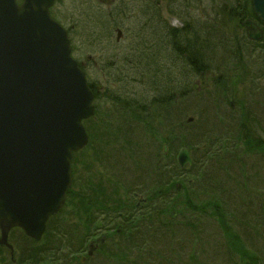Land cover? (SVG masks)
I'll return each mask as SVG.
<instances>
[{"label": "trees", "instance_id": "1", "mask_svg": "<svg viewBox=\"0 0 264 264\" xmlns=\"http://www.w3.org/2000/svg\"><path fill=\"white\" fill-rule=\"evenodd\" d=\"M127 1L125 0L124 3L126 4L123 5L126 8H122L121 12L118 13V15L122 14L120 21L118 20L114 24L112 30L125 27L123 21L134 18V28L142 42L140 45L137 44L136 48H132L122 62L113 61L112 58L108 60L117 63L116 68L121 73L119 78L126 83L123 88L128 89L127 85L137 84L138 89L135 87L134 90L117 91L114 89L115 86L107 85L105 93L100 96L97 94L96 100L97 108L100 105H109L110 108L106 110L107 112L114 111L118 114V111H121L125 119L123 124L127 130L131 119L126 118V115L140 121L146 127L149 126L154 134L150 139H159L167 144L171 143L173 138L171 134L176 135L178 125L174 121L170 122V126L168 124L167 129H164V121L158 125L157 122L163 120L160 108L166 109L168 106L171 108L172 105L185 103L192 91L191 84L195 77H198L200 71H206L209 67H217L219 64L233 66L231 70L235 74L231 75L229 82L225 81L224 83L229 86L235 82L237 77L242 79L243 74L251 72L252 75H246V78H252L249 80L250 88L262 89L261 85L264 82V37L261 42H248L239 30L243 20L250 17L254 18L252 0H225L226 5L222 6L223 1L220 0L216 1L215 4L213 2L211 4L210 0H180L179 5L177 4L178 0H162V6L165 5L166 1H169L170 4L173 2L171 7L174 10H169L172 15L177 14L181 18L186 17L188 19L185 28L174 29L162 22L163 14L156 2L148 12L145 10L141 12L140 18V8H146L148 3L141 2V4L132 5L128 9ZM135 1L139 2V0ZM207 2L212 6L204 11L203 5ZM211 14L216 22L220 21L216 24L219 28H216L217 30L212 29L207 23L206 18ZM129 15L130 17H128ZM204 16H207L205 20ZM139 19L144 24H138ZM224 21L226 25L231 23V27L225 28ZM142 26L144 27L142 28ZM94 36L92 39L96 40L97 36ZM93 43L94 41L91 44ZM107 65L108 63L105 64V67ZM109 68H114V64L111 63ZM90 84L95 90L97 85L93 82ZM237 84H240L239 81ZM140 88L143 90L140 91ZM255 95L259 97L261 94ZM99 111L105 112L100 107ZM146 112H152L153 115L143 116ZM171 113L170 111V115ZM135 114L137 117H134ZM216 117H220L221 120L228 122L231 126L235 122L237 123L233 127H237L235 148L242 150L244 156L264 152V127L255 114L245 111L240 116L226 113L216 114ZM213 129L222 130L220 132L221 137L217 140L218 146L226 143L231 130L227 123H224L221 128ZM209 140H212L210 132L204 134L203 141L196 142L201 146V152L211 154L212 160L215 159L216 155L220 156L227 151L224 146L220 149L212 147L208 150L206 147ZM181 142L183 143L182 146L188 147L183 140ZM110 144L115 147L118 141ZM177 144L175 141L174 146ZM106 148H110V146L108 145ZM87 165H90L88 161L85 163L87 168L84 170L86 172L85 178L80 184L83 195H80L76 190L78 189L76 188L77 184L81 181L79 174L82 172H78L76 169L79 167L78 157L73 163V167L76 169L75 182L78 181V177L79 181L77 184L74 183V189L70 192L68 200L69 202L72 200V209L77 199L83 202L79 210L85 214L78 219L82 224H87L86 227L80 226V233L75 238L76 245L71 248L70 254L75 255L86 248L91 237L95 235L94 228L97 222L113 223L115 220L121 219L119 225L117 224L118 226H114L113 229H111L112 227L106 228L108 224H101L100 226L103 227L102 230L106 231V234L108 233L107 238L110 245L109 252L105 251V247L99 250L105 252L104 261H109L110 258L120 260V258L127 257L126 261L129 264H143L140 260H149L157 250L154 249V246L147 247L149 244L151 245L152 241L162 236L182 235L184 232H191L200 237L201 242H198L196 236L192 235L193 240L189 242V245L194 253L190 255L192 261L189 264H218L216 260L222 264H264V193L258 189V192L253 193L247 186H243L239 194L236 195L235 201L222 195L205 199L203 202L199 198L200 195L191 190L187 194L175 190L176 195L166 200L162 194L167 189L159 192L157 187L149 186V190L154 193L151 194V198L156 200L161 198L162 203L158 206L150 204L146 208V214L134 217L133 220V215H127L128 212H125L126 207L136 205L128 197L129 189L118 182L113 183L110 177L106 178L113 187V194L106 201L105 193L97 187L95 181V178L99 176L97 174L99 171L93 172L89 169L91 166L88 167ZM97 167L99 170V166ZM182 173L186 174L185 172ZM182 184L183 187H187L186 182L182 181ZM171 186L175 189V184L171 183ZM208 195L209 193L204 196ZM188 212H192L193 217H196L194 220L190 219V222L185 218V214ZM100 214H105L102 219ZM179 218H183V220H179ZM178 221H180L179 224L183 222L190 231L176 229L175 223ZM205 224L211 225V231L219 233L220 237L216 244L211 241L210 231L202 229ZM63 230H65L63 227L54 225L50 226L48 232L63 233ZM260 235L263 240L256 238ZM43 241L40 243L26 238L24 242L26 247H22V250L19 251V253H23L19 259L24 260L23 263L27 260L31 264H42ZM123 241L128 245V248H125L128 252L127 255L113 251L114 248H119ZM222 241L226 243H222ZM202 247L204 248L199 251L198 249ZM134 249L136 252L132 251ZM159 258H161L160 254ZM8 259L10 261L9 256ZM74 260L77 261L75 257ZM71 261L73 260L66 258L67 263Z\"/></svg>", "mask_w": 264, "mask_h": 264}, {"label": "rangeland", "instance_id": "2", "mask_svg": "<svg viewBox=\"0 0 264 264\" xmlns=\"http://www.w3.org/2000/svg\"><path fill=\"white\" fill-rule=\"evenodd\" d=\"M124 1L125 0H115L114 3L106 5V3H103L101 0H56L52 8L53 17H56L63 27L68 30L74 59L80 62L82 68L85 69L89 82H93L101 88V91L98 93L99 96L105 93L107 85L115 86L114 89L117 91L134 90L137 86V84H131L126 86L128 89L123 88L126 83L122 82L119 78L121 73L116 68L117 63L108 60L112 58L113 61L122 62L125 59L122 56L127 57L129 51L132 50V48H136L137 44L140 45L142 42L138 34H136L134 18H128L126 21H123L125 26V29L122 31L124 38L121 43H117L116 41L120 35L119 32H117L118 28L112 30V27L115 26L114 24L122 15H118V13L121 12L122 8H126V6H123L126 4ZM132 1L133 0L127 1V5L129 6L128 9L132 5L141 4V2H157V0ZM206 4H204L203 7L206 6ZM160 8L162 13H167L164 6ZM128 17H130V15ZM168 21L177 24L176 26H182L183 23H185L183 18L181 19L178 17H174L173 20ZM138 24L142 25L144 23L139 19ZM143 27L144 26H142V28ZM92 35H96L97 39H92ZM135 35H137L136 38ZM93 41L94 43L91 44ZM107 63L108 65L105 67ZM111 63L114 64L115 69L109 68ZM212 68L214 71H217L223 68V66L219 64L217 67H210L211 70ZM236 81L237 79H235V83ZM136 88L138 89V87ZM142 90L143 88H140V91ZM216 90H218L217 87ZM235 90H237L239 101L234 105L233 114L240 116L241 114L235 112V110H238L240 105H245L250 113L254 112L264 127V94L256 97L254 89L250 88V86L248 91L244 88L241 90L240 86H237ZM202 93L203 95H199V97L189 96L188 100L181 105V107L184 108L183 112L181 111L180 105V112L175 108L171 115L172 119L168 107L166 109H164V107L160 108L163 120L157 122L158 125L164 121V129H167L168 124L170 126L172 120H176L174 122L178 125L176 135L174 136V133L171 134L173 137L171 140L172 146H174L175 141L180 143L183 140L192 151L193 163L189 164L191 168L188 174L183 177L184 179L186 178L185 182L187 183V187L182 186L178 191L187 194L191 190L195 194H199V198L203 202L205 199L222 195L235 201L236 195L239 194L243 186H247L253 193L258 192L257 189L264 193V181H261L262 179L264 180V152L244 156L242 150L235 148L237 127H233L236 126L237 123L235 122V124L231 126L228 122L221 120L220 117H216L217 110L214 105L215 100L210 99L206 92L203 91ZM97 96L95 101L97 100ZM206 99H210V101ZM221 101L219 100V102ZM99 107L105 112L99 111V114ZM99 107L96 109V115L92 119L84 122L87 132L91 137L88 149L77 155L79 160V167H77V170L78 172H82L79 174L81 181H79L77 175L79 183L77 184L78 181L75 182V184H77L76 188H78L76 190L80 195H83L80 184L85 178L86 172L84 170L87 169L85 163L88 161L90 165L87 166H91V168H89L91 171H99L97 173L99 176L95 178V181L97 182V187L105 193L106 201L113 194V187L106 179L108 177H110L113 183L118 182L126 186L129 190L140 189L139 196L142 198L144 197L143 201L140 200L138 202L136 200V206L126 207L125 210V212H128L127 215H133L132 218L134 220V217L136 218L137 216L140 217V215L146 214V208L150 204L158 206L162 203L161 198L158 200L151 198V194L154 193L144 188L145 185L148 186L154 183V180H158V184L154 187H157V191L159 192L163 189H167V191L162 194L166 200L176 195V193H174L176 189L171 186V183L181 185L177 182L182 177V174L178 175L180 166L179 162H177V158L183 146L177 144L172 148V151L170 150L172 153L170 151V153L164 152L163 144H160V141H157V139H150L147 141L154 136L149 126L146 127L142 125L140 121L126 115V118L132 120L129 121L127 130L126 126L123 124L125 119L121 111H118V114H116L114 111H106L110 108L109 105H100ZM230 109L231 108H229L228 105L226 106L223 102L219 108V113L221 114V111L228 113L232 111ZM149 114L151 116L153 115L152 112H146L143 116L146 117L149 116ZM189 116H192L195 120L189 122ZM134 117H137V115L135 114ZM236 118L239 119V117ZM224 123H227V126L231 129L229 131L230 136L226 139V143L218 146L219 142L217 140L220 139V132L222 130L218 131L213 128H221ZM208 132L212 134V140L207 142L208 146L206 148L208 150L212 147L220 149L222 146L227 150L220 156L216 155L213 160L211 159V154L201 152V146L196 142L203 141L204 134ZM115 141H118V144L115 147L111 146L110 143ZM108 145L110 148H106ZM156 153L163 156L165 160L164 163H160ZM159 164H161L160 170L164 175L158 174L156 170ZM97 166H99V170ZM208 193V196H204ZM82 203V201L77 199L72 209L71 200L64 207L63 212L59 214L61 216L52 221V225H59L65 229L63 233L57 232L54 237L51 238L53 243L63 238L62 243L65 245V252L71 251V248L74 246L73 241L75 239V233L79 235L80 226L86 227L87 223L82 224L78 219L85 214L79 210L82 207ZM104 215L105 214H100L101 218H103ZM185 216L188 222H190V219L194 220L196 218L195 216L193 217L192 212L186 213ZM119 220L121 222V219H118L109 225L115 226L119 223ZM179 220H183V218H179ZM179 222L180 221L175 223L176 229H187L190 231L185 227L183 222H181V224H179ZM101 224L104 225L107 224V222L102 221L98 223L100 226ZM210 227L211 225L205 224L202 229H208L210 231L209 235L211 236V241L216 244L217 239L220 237L219 233L211 231ZM98 231L101 232L102 230L99 228ZM10 235V241L15 245V250L17 251L16 256L18 258H16V261L19 260V264H22L24 260L21 261L19 257H21L23 253H19V251L22 250L25 244L21 238V233L18 230H13ZM192 235L194 237L196 236L198 242H201V238L191 232H184L182 235L159 237L152 241L151 245L149 244L147 246L148 248L154 246V249H157L156 252L152 254L149 260L140 261H142L143 264H189L192 261L190 255L194 253L189 245V242L193 240ZM101 236L103 235H100V237ZM256 238L258 240H263L261 235ZM222 243L226 242L222 241ZM101 244L102 243H100V245ZM120 248L122 249L120 250ZM125 248H128V245L123 241L120 247L114 248L113 251L121 255H127L128 252ZM203 248L204 247L198 250L201 251ZM132 251L136 252L135 249ZM85 252H87V250ZM159 254L161 258H159ZM81 256L85 255L83 254ZM126 259L128 258H120V260H113L110 258L109 261H104L103 256L98 254L91 257L89 260L91 262H88V264H129ZM216 262L222 264V262L218 260H216ZM75 263H79V260Z\"/></svg>", "mask_w": 264, "mask_h": 264}, {"label": "water", "instance_id": "3", "mask_svg": "<svg viewBox=\"0 0 264 264\" xmlns=\"http://www.w3.org/2000/svg\"><path fill=\"white\" fill-rule=\"evenodd\" d=\"M107 1V0H105ZM55 0H0V244L12 228L40 240L72 186L73 153L94 115L86 72L72 58L68 32L50 16ZM264 21V0H253ZM250 40L263 35L244 23ZM182 165L191 163L183 149ZM11 246V245H10ZM9 246V247H10ZM12 249V246L10 247Z\"/></svg>", "mask_w": 264, "mask_h": 264}, {"label": "flooded vegetation", "instance_id": "4", "mask_svg": "<svg viewBox=\"0 0 264 264\" xmlns=\"http://www.w3.org/2000/svg\"><path fill=\"white\" fill-rule=\"evenodd\" d=\"M212 2L214 4L216 3V1L210 0L211 4H212ZM222 5H226L225 0L221 3V6ZM210 6H212V5L206 4V6L203 7L204 11L206 9H210L211 8ZM206 17L204 16V20ZM212 17L213 16H209L206 18V20L208 21L207 23L209 24V26L212 27V29H216L217 28L216 24H217V22H220V21L216 22L214 20V18H212ZM224 27L225 28L231 27V23L226 25L225 21H224ZM261 28L264 30V24L261 26ZM217 29H219V28H217ZM239 30L241 31V33L246 38V30H244V28H243V22L240 24ZM231 67H233V66H227L226 64H224L223 69H225V70L218 69L217 71H214L213 68L211 70L209 67L208 69H206V71H200L198 73V77H195V79H194V85H196L197 90L196 91L194 90L195 86L193 85L192 92H191L192 96L199 97V95H203L202 92L204 91V92H206L207 96L210 97V99H214L217 101L222 100L225 103V105L226 106L228 105V107L231 108L230 110H232V111H229L228 114H232L233 110L235 108V106H234L235 103L237 101H239V96L237 95L238 94L237 90H235L236 85H238L237 82L240 80L239 81L240 84L238 86L241 87V90L244 88L245 90L248 91L249 86H250L249 80L250 79L252 80V78H249V77L246 78V75H248V74L252 75V73L246 72L245 74H243L242 79H238V77H237L236 83L235 82H234L235 84L231 83L232 85L229 86V85L224 84V83H225V81L229 82L231 75L235 74V72L231 70ZM261 86H262L261 91L256 90L257 89L256 88L255 89L256 91L254 90L255 91L254 94L259 95V93H264V82ZM216 87L218 88V90H216ZM199 93H202V94H199ZM210 99H206V100L210 101ZM236 109H237V106H236ZM245 111H248L245 105H240L239 109L235 110V112H237L241 115H243ZM224 114H226L225 111H224ZM252 114L254 115V112ZM159 168H160V166H159ZM14 230H19V229H14ZM21 238L23 241L26 240V237L23 234H21ZM16 253H17L16 250L10 251L7 247L1 246L0 247V264H19V260L16 261V258H18L16 256ZM8 256L10 258V261L8 259ZM12 262H14V263H12ZM27 262L30 263L29 261H27ZM43 262H44V264L45 263L46 264H65V261L62 260L60 256L55 255L52 257L49 254V250L47 247L44 248Z\"/></svg>", "mask_w": 264, "mask_h": 264}]
</instances>
